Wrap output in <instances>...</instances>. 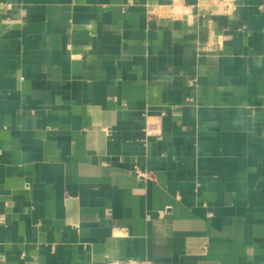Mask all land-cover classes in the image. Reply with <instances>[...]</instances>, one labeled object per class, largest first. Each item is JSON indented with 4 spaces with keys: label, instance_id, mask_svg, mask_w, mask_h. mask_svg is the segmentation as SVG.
Masks as SVG:
<instances>
[{
    "label": "crops",
    "instance_id": "obj_1",
    "mask_svg": "<svg viewBox=\"0 0 264 264\" xmlns=\"http://www.w3.org/2000/svg\"><path fill=\"white\" fill-rule=\"evenodd\" d=\"M264 264V0H0V264Z\"/></svg>",
    "mask_w": 264,
    "mask_h": 264
},
{
    "label": "built area",
    "instance_id": "obj_2",
    "mask_svg": "<svg viewBox=\"0 0 264 264\" xmlns=\"http://www.w3.org/2000/svg\"><path fill=\"white\" fill-rule=\"evenodd\" d=\"M110 264H154L153 261L148 259H136V258H128L124 260H113Z\"/></svg>",
    "mask_w": 264,
    "mask_h": 264
}]
</instances>
